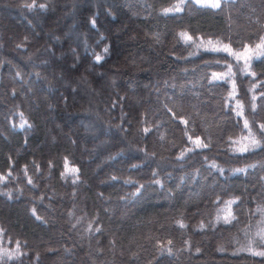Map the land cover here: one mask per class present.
<instances>
[{
	"label": "trees",
	"instance_id": "obj_1",
	"mask_svg": "<svg viewBox=\"0 0 264 264\" xmlns=\"http://www.w3.org/2000/svg\"><path fill=\"white\" fill-rule=\"evenodd\" d=\"M254 1L0 0V264H264L247 250H264L253 235L264 218V5ZM121 25L132 33L118 51ZM133 45L144 58L130 63ZM220 45L250 46V67L212 51ZM47 108L59 126L49 133ZM251 137L260 146L240 152ZM234 198L235 218L217 221ZM156 210L168 218L158 228L146 223ZM57 224L69 241H32Z\"/></svg>",
	"mask_w": 264,
	"mask_h": 264
},
{
	"label": "rangeland",
	"instance_id": "obj_2",
	"mask_svg": "<svg viewBox=\"0 0 264 264\" xmlns=\"http://www.w3.org/2000/svg\"><path fill=\"white\" fill-rule=\"evenodd\" d=\"M255 3H256V5L258 6V7H260V4H262V5H264L263 3H264V0H255L254 1ZM10 14V13H9ZM241 14H243L244 15V19L245 20H239V21H237V23H236V26H235V28L237 29V31H239V32H243V31H245L246 29H247V27H249V20L247 19V13H241ZM243 15H241V16H243ZM246 17V18H245ZM137 26V25H136ZM137 27H139V26H137ZM140 28V27H139ZM119 34L121 33V35H122V40H118L117 41V50L119 51L121 48H123V47H121V46H124L125 44H126V37L130 34L131 35V33H132V28H131V26L129 27V26H127V25H121L120 26V28H119V30L117 31ZM66 35H70V33L69 32H67V34ZM47 37L48 38H50V36L49 35H47ZM136 39V38H135ZM142 50L143 49H141V48H138L136 45H133V50H132V52H131V59L129 60V62L130 63H133V59H135V60H142L144 57H143V54H142ZM145 52V54H146V56L148 57L149 56V53L147 52V51H144ZM133 58V59H132ZM158 61H160V58L159 59H157V60H155V62H158ZM135 78V77H134ZM132 83H134V81L132 82ZM135 86H145V87H147L148 85L146 84V83H143V82H141V81H139L138 79H135ZM131 84V83H130ZM134 86V85H133ZM129 87L131 88L132 87V85L130 86L129 85ZM186 90V88L183 90V91H185ZM40 98H45V93H42L40 96H39ZM191 96H189V98H190ZM188 98V102H190L189 104L191 105H197L198 104V102H197V99H194V97L192 98H190L189 99ZM138 101V98H137V100H136V102ZM137 104H139V102H137ZM207 120L211 123V124H214V125H216V128H218L219 130H221L222 129V125H221V122H223V118L219 115V113L218 112H209L208 114H207ZM42 121H44L45 122V125H46V129L48 130V133H49V130H51V127L52 128H54V129H58L59 128V126H58V123L56 122V120H55V118L53 117V114L51 115V109L50 108H47L46 109V111L44 110V115H43V120ZM64 124V126L67 128V130H70V131H74L75 130V128H77L76 126H73V124L72 123H70V122H67V123H63ZM47 133V135L49 136V134ZM47 140H49V138H46ZM43 146L44 147H46L45 149L47 150V153H49V152H51V149H48L47 148V144H46V141L43 143ZM11 148H12V150H16V151H19L15 146H13V145H11ZM193 190V189H192ZM191 189L190 190H188V192H187V194L185 195L184 194V201L186 202V203H195V202H197V199L195 198V196H194V193H193V191H192ZM162 199H165L164 197H162ZM3 205L0 203V207H2ZM157 212H155L152 216H151V218H149V220L146 222V223H148V224H151L152 222H154L155 224H156V226H155V228L157 227H160L162 224H164V223H166V221H167V212H160V210H156ZM122 222H124L123 221V219L121 220ZM53 223H55V221H54V219H53ZM261 226L260 225H257V228H256V231L254 232V234L253 235H256V237L255 238H257V239H259V241H261V242H264V241H262L261 239H260V237L257 235V233L262 229V228H264V218H263V220H261ZM137 225V227H138V223L136 224ZM121 228V226L119 227L118 226V229H120ZM109 230H116V227H114V225H109V228H108ZM138 231L140 232V230L142 229V228H139L138 227ZM66 232H65V230H64V228H63V226L62 225H56V232H55V230L54 231H50V232H48V236H46V238H43V235L41 234V233H38V234H36V235H31V239H32V241L33 242H35L36 244H48L49 242H57V240L59 241V240H61V239H66L67 241H69V238L67 237V235L65 234ZM139 234V233H138ZM141 248H142V246H141V243H140V245H139V247H138V250L140 251L141 250ZM91 257V254L89 255V259H91L90 258ZM94 257V255H92V258ZM54 264H66V260L64 259V258H57V260L55 261V263ZM83 264H88L87 263V261H84L83 262Z\"/></svg>",
	"mask_w": 264,
	"mask_h": 264
},
{
	"label": "snow or ice",
	"instance_id": "obj_3",
	"mask_svg": "<svg viewBox=\"0 0 264 264\" xmlns=\"http://www.w3.org/2000/svg\"><path fill=\"white\" fill-rule=\"evenodd\" d=\"M195 3L201 4V5H205V6H211L213 8H219L221 6L220 0H195ZM35 6H36L35 3L26 5V7H29V8L35 7ZM40 7H45V5H40ZM182 10H183L182 7L178 4V5L173 6L172 8L165 9L164 11L165 12H173V11H182ZM91 23L93 25H95L96 21L93 19L91 21ZM179 36H180V38L184 39L185 41H193L194 40L193 36L188 34V33H186V32H181L179 34ZM208 44L211 45L212 42L209 41ZM104 51L107 52V48H105ZM212 51H223V52L229 53L230 55L234 56L237 60L244 59L246 68L250 67V65H249L250 54H255L253 52V49L250 46H245L243 51L236 52L229 45H220L219 47H212ZM255 51L260 53V54H264V38H261L260 42L255 46ZM95 59L97 61H100L102 59V57L97 55L95 57ZM228 67H229V73H231V67L230 66H228ZM251 74L253 76L256 75L255 72H252ZM213 78L214 79H225V75L224 74H220V73H216V74H213ZM233 87H235V82L234 81H233ZM238 114L239 115H243V112L240 111ZM183 122H184L185 125H187V123H188L187 120H184ZM24 123H27V122L24 121ZM24 123L21 124V127L24 126ZM244 125H245L246 128L248 127L247 119H245ZM260 127H261V129H264V124H261ZM144 131L147 132L148 129L145 128ZM245 139H249V143H240V146L238 148V150L240 152H247L249 150V146H251L252 148H256V147L260 146V141L256 140L254 137L245 138ZM189 140H192L191 136H189ZM193 143L195 144L196 147H200V148H207L208 147V144L204 143L199 136H197L193 140ZM181 156H183V153H181ZM213 167H216V165L213 164ZM66 171H71L73 173V175H75L76 173H78L79 169L78 168L68 169L67 168V160H66ZM220 171L223 172V169L221 168ZM233 171H235V172H244L245 169H233ZM76 178H78V177H76ZM29 182H31V181H29ZM157 183H159V181H157ZM142 187H143V185H140V187H138L136 189V191L139 192L140 188H142ZM235 199H238V198H234L233 200H229V201L225 202V208L223 210V216H221V214L218 212L217 217H216L217 221H219L221 218H223L224 222L228 223V222H230V218L231 219L235 218L233 216L232 210H231V205L235 202ZM178 223L181 225V227H184L183 221H178ZM98 230L99 229H97V231ZM257 235L260 237V239L262 241H264V228H262L257 233ZM252 243H253L252 241H249V245L250 246H249V248L247 250L252 252L254 255H257V256H260V257H264V250H259V251L255 250L253 247H251ZM169 244H171V241H169ZM167 251L169 253H171L172 249L169 247V248H167ZM196 251L199 252L200 249H196Z\"/></svg>",
	"mask_w": 264,
	"mask_h": 264
}]
</instances>
